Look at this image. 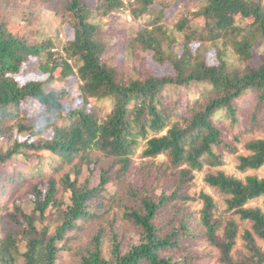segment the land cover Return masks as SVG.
I'll use <instances>...</instances> for the list:
<instances>
[{"label": "trees", "instance_id": "trees-1", "mask_svg": "<svg viewBox=\"0 0 264 264\" xmlns=\"http://www.w3.org/2000/svg\"><path fill=\"white\" fill-rule=\"evenodd\" d=\"M41 1L60 3L59 20L71 39L29 41L0 21V222L11 223L0 229V264H197L198 244L219 264H264V212L248 206L264 201V178L218 170L242 143L237 170L264 167V137H253L264 134L261 0H179L177 36L164 25L170 5L164 2L144 21L155 0H133L130 6H140L132 18L143 27L129 46L170 67L161 76L141 68L135 78L105 57L104 28L93 21L96 14L122 11V0H100L94 10L86 0ZM178 39L179 52L166 54L162 46L171 50ZM201 45L214 50L215 61L198 50ZM32 62L49 80L59 69L76 77L80 103H62V92L46 91L37 80L20 84L21 69ZM24 105L32 108L29 116ZM142 141L141 156H165L164 165L132 170ZM34 160L32 171L23 169ZM204 169L203 181L224 198L225 211L250 224L236 258L239 226L216 216L212 196L188 195L195 173ZM57 173L60 186L49 179ZM39 178L44 182L31 186L37 189L33 210L23 212L16 193ZM197 201L198 216L191 208Z\"/></svg>", "mask_w": 264, "mask_h": 264}, {"label": "rangeland", "instance_id": "rangeland-1", "mask_svg": "<svg viewBox=\"0 0 264 264\" xmlns=\"http://www.w3.org/2000/svg\"><path fill=\"white\" fill-rule=\"evenodd\" d=\"M124 3V9L119 12L112 13L106 17H100L97 14L93 16V21L103 27V35L100 39L106 48L105 57L111 61L114 66L119 67L120 71L123 73L126 78H135V70L145 68L151 69L156 75L161 76L169 72L170 67L168 64L164 66L155 65L151 61V53L141 52L140 50H133L128 41L132 38L135 32L140 31L143 27V24L139 20H133L131 11L133 8H136L140 5L130 6L133 3V0H122ZM179 0H155L154 5L152 6L150 15L144 21H148L150 18H155L158 15V10L161 9L166 2L167 5H170L165 10V28L167 33L177 32L174 29L175 24L179 19H181V9L177 6ZM100 0H86L87 5L91 10H94ZM189 2H197L199 5L203 3L202 0H181L182 5H187ZM262 6L264 8V0H261ZM60 3L55 2L54 4L47 6L41 0H0V21H8L13 28V31L24 34V36L30 41H42L48 37L55 39V36H58L61 39V42L64 43L68 39L72 38V31L65 24L61 25L58 13H60ZM243 23L242 25H244ZM181 40L178 39V42H175L171 50H169L167 43L162 46L163 51L166 54H177L179 52V45ZM198 50L201 53L208 55L207 57L210 60L215 61L214 50L205 49L201 45ZM261 51H258L256 54V60L254 64L257 65L260 59ZM209 60V61H210ZM228 61H233L234 65L238 66L239 62L227 57ZM256 61V62H255ZM70 63V62H69ZM60 69L55 71L53 80L48 79V74H42L35 68V63H30L25 65L18 76L20 84L27 82L28 80H37L44 84L46 91L54 90L56 92H62L63 96L61 102L64 104H75L80 103L79 90H78V80L74 76L63 77L60 75ZM24 115L29 116L32 112V108L29 105L23 106ZM253 137L262 138L264 134L257 133ZM250 138V137H247ZM246 138V139H247ZM22 139V138H20ZM245 139V140H246ZM13 138L8 141L12 143ZM244 142V141H243ZM145 142L142 141L139 143L138 148H136L135 153L131 156L132 160V170L140 169L143 166H150L152 169L156 165H164L166 158L165 156H158L155 159H147L141 156V151L143 149ZM243 143L238 146L239 152L236 155H226L225 164L218 168V170L224 171L226 174L233 175L239 179H244L246 176L255 175L259 178H264V167L256 171H248L245 173H240L237 170L238 160L237 155L245 154ZM36 164L34 160L30 164H25L23 166L24 170L32 171L33 166ZM208 170L204 169L202 172L195 173V179L193 185L188 191L190 197H197L201 192L206 193L213 197L216 203V216L219 217L223 223L228 219L233 220L239 226V238L237 239L235 249L233 251L234 257H237L238 251H243V245L240 236L243 234L244 229H250V224L247 222L241 221L238 216L233 215L232 213L226 212V206L224 203V198H220L212 189L208 188L204 183V174ZM94 175L91 177V181L96 184L98 182V171L95 169L93 171ZM61 173H57L49 179H55L57 181V186H60L58 183ZM83 175H86V172H83ZM38 181L44 182V179L39 178V180L31 179L28 180V184L24 185L23 188L16 193L18 199L17 204L20 206L23 212L31 213L34 207V196L37 194V189L31 188ZM81 181V179H80ZM45 188V187H44ZM31 189V193H30ZM45 190V189H44ZM62 191L58 190V197L62 196ZM201 202H193L191 208L193 211L199 215V210L202 207ZM248 206L250 207H259L264 212V201L257 200ZM13 210V204H8V212ZM52 210L49 212L51 213ZM5 213V212H4ZM3 225V226H2ZM11 223L4 219L0 222V229L2 227H10ZM259 241V240H258ZM196 250L200 253V258L197 260V264H219L215 254L210 252L209 256H206L205 246L198 244ZM205 253V254H204ZM209 253V252H208ZM106 257V255H104ZM68 257L65 255L63 261H67Z\"/></svg>", "mask_w": 264, "mask_h": 264}]
</instances>
